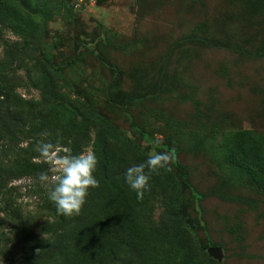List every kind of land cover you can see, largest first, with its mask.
Here are the masks:
<instances>
[{
    "label": "rangeland",
    "instance_id": "374dc122",
    "mask_svg": "<svg viewBox=\"0 0 264 264\" xmlns=\"http://www.w3.org/2000/svg\"><path fill=\"white\" fill-rule=\"evenodd\" d=\"M8 1L22 25L31 20L36 32L25 39L0 23V85L37 102L41 91L32 78L45 67L38 49L54 64H66L60 76L53 74L60 94L83 111L94 110L111 133L131 138L139 150L169 154L175 180L187 185L182 219L205 226L196 235L185 228L193 259L264 264V171L238 151L242 143L264 147V57L180 42L205 36L253 51L264 40V0H89L79 12L63 0ZM68 121L43 127L37 116L22 123L17 138L4 143L0 166L35 163L57 175L37 143L57 145L58 156L70 154ZM132 125L149 142L134 138ZM99 131L96 121L83 151H93ZM41 173L0 180V264H17L52 222ZM137 208L141 222L155 226L167 212L156 197ZM16 213L27 220L25 228ZM202 247L207 254L219 249L222 259L208 254L207 263Z\"/></svg>",
    "mask_w": 264,
    "mask_h": 264
},
{
    "label": "trees",
    "instance_id": "16d2710c",
    "mask_svg": "<svg viewBox=\"0 0 264 264\" xmlns=\"http://www.w3.org/2000/svg\"><path fill=\"white\" fill-rule=\"evenodd\" d=\"M63 1L73 10L70 5L72 0ZM0 23L25 39L35 36V23L30 20L29 25L23 26V18L8 0H0ZM180 42L224 49L254 58L264 57V40L253 51L226 45L205 36H187ZM38 52L45 67L40 76L31 78L33 85L41 91L39 101H25L0 85V155L4 143L17 138L16 132H20L22 123L27 125L37 116L43 127L63 122V117H67L73 135L70 154H79L90 139V129L98 121L100 131L92 152L98 159L95 175L99 180V187L90 190L86 204L78 216L59 215L53 204L49 208L52 222L42 228V236L35 237V243L17 264H203L193 259V243L185 231L187 229L193 235L198 231H205L203 221L199 219L196 222H184L180 214V202L186 182L178 183L173 176L172 167L168 166L171 171L162 169L159 174L151 176L149 190L145 192L144 199L138 201L135 193L125 184L123 173L127 167L144 162L149 148L139 150L131 138L119 132L111 133L107 123L94 110L83 111L60 94L53 74L60 76L66 64L56 65L41 50L38 49ZM146 97L149 96L143 98ZM132 101L128 99L123 107L127 109ZM64 125L66 126L65 123ZM131 127L134 138L140 136L149 142L145 133L134 125ZM154 147L157 150L164 148L159 144H154ZM238 151L244 161L264 171V147L251 142L242 143ZM41 172L43 167L39 164L16 162L9 168L0 166V180L22 179ZM153 197L164 202L167 208L164 218L157 226L141 222L142 217L136 215L135 211L137 207L141 211L143 204ZM242 202L250 203L247 200ZM174 204L177 205L175 213L171 211ZM16 214L17 221L25 228L27 220L21 214ZM134 224L136 229L131 227ZM202 253L208 263L209 256L204 247Z\"/></svg>",
    "mask_w": 264,
    "mask_h": 264
},
{
    "label": "clouds",
    "instance_id": "9594fccd",
    "mask_svg": "<svg viewBox=\"0 0 264 264\" xmlns=\"http://www.w3.org/2000/svg\"><path fill=\"white\" fill-rule=\"evenodd\" d=\"M47 137L49 134H41ZM58 143V142H57ZM36 150L40 157L51 165L57 175L50 177L47 172L39 175L40 183L47 189V198L56 207V212L64 217L80 215L91 189L99 187L96 178L98 159L93 152L57 155V145L50 142H38ZM168 153L153 151L139 164L127 167L123 173L125 184L142 201L149 190L150 178L160 170L171 171Z\"/></svg>",
    "mask_w": 264,
    "mask_h": 264
},
{
    "label": "built area",
    "instance_id": "2783aa9c",
    "mask_svg": "<svg viewBox=\"0 0 264 264\" xmlns=\"http://www.w3.org/2000/svg\"><path fill=\"white\" fill-rule=\"evenodd\" d=\"M89 0H72L70 5L76 12L83 11L84 7L87 6Z\"/></svg>",
    "mask_w": 264,
    "mask_h": 264
},
{
    "label": "water",
    "instance_id": "95a60500",
    "mask_svg": "<svg viewBox=\"0 0 264 264\" xmlns=\"http://www.w3.org/2000/svg\"><path fill=\"white\" fill-rule=\"evenodd\" d=\"M208 254L211 255L212 257L216 258L217 260H221L222 259V255L220 254V250L219 249H209L208 250Z\"/></svg>",
    "mask_w": 264,
    "mask_h": 264
}]
</instances>
